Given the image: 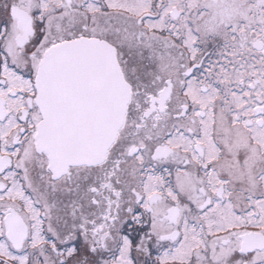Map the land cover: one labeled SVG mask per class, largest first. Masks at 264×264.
Returning <instances> with one entry per match:
<instances>
[{"label":"snow or ice","instance_id":"snow-or-ice-1","mask_svg":"<svg viewBox=\"0 0 264 264\" xmlns=\"http://www.w3.org/2000/svg\"><path fill=\"white\" fill-rule=\"evenodd\" d=\"M0 264H264V0H0Z\"/></svg>","mask_w":264,"mask_h":264}]
</instances>
